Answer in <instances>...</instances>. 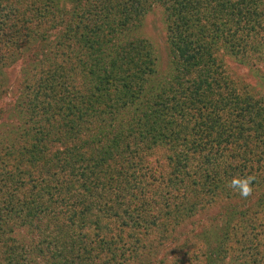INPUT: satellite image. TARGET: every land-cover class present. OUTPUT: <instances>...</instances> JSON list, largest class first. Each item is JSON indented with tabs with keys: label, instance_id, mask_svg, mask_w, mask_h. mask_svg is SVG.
Instances as JSON below:
<instances>
[{
	"label": "trees",
	"instance_id": "1",
	"mask_svg": "<svg viewBox=\"0 0 264 264\" xmlns=\"http://www.w3.org/2000/svg\"><path fill=\"white\" fill-rule=\"evenodd\" d=\"M227 59L264 62V0H0V264H264V97Z\"/></svg>",
	"mask_w": 264,
	"mask_h": 264
},
{
	"label": "rangeland",
	"instance_id": "2",
	"mask_svg": "<svg viewBox=\"0 0 264 264\" xmlns=\"http://www.w3.org/2000/svg\"><path fill=\"white\" fill-rule=\"evenodd\" d=\"M142 24L143 25L138 28L137 33H135V36L145 39L152 46L156 57L158 70L157 76L161 78L169 68V57L165 41L164 16L158 8H154L151 13L145 16ZM225 67L227 74L238 79V82L243 81L248 84L254 93L264 97V62H257V64L250 63V66L244 67L237 64L232 59H227ZM18 68L19 67H16L14 71H10V84L16 82V79L18 78V74L16 73ZM252 70L253 74H255L254 70H258L257 75L260 76L262 83H256L259 79L252 75ZM14 78H16L15 81ZM11 88L14 87L11 86ZM8 99H10V95L6 98V100Z\"/></svg>",
	"mask_w": 264,
	"mask_h": 264
},
{
	"label": "clouds",
	"instance_id": "3",
	"mask_svg": "<svg viewBox=\"0 0 264 264\" xmlns=\"http://www.w3.org/2000/svg\"><path fill=\"white\" fill-rule=\"evenodd\" d=\"M254 177L252 176H247V177H235L231 180L230 182V187H232L233 189H236L239 191V194L244 197L247 198L248 196L251 195L252 193V181H253Z\"/></svg>",
	"mask_w": 264,
	"mask_h": 264
}]
</instances>
